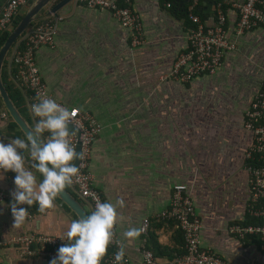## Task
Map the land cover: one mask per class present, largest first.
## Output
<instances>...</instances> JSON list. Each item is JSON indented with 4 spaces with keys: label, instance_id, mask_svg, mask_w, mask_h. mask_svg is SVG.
I'll return each instance as SVG.
<instances>
[{
    "label": "crops",
    "instance_id": "obj_1",
    "mask_svg": "<svg viewBox=\"0 0 264 264\" xmlns=\"http://www.w3.org/2000/svg\"><path fill=\"white\" fill-rule=\"evenodd\" d=\"M55 1L36 18L60 19L52 45L36 48L35 61L54 99L91 113L101 124L91 145L89 170L103 202L125 201L119 210L124 220L116 231L129 264H142L139 250L148 248L150 241L162 251L155 254L160 260L184 250L176 221L157 217L168 206L176 183L185 184L192 198L202 224V247L227 264H264L257 236L227 231L229 225L246 224L253 216L244 170L251 133L244 127V112L263 83L264 25L237 33V5L243 0H198L195 12L206 26L216 24V6L221 4L225 36L235 48L224 53L213 72L179 81L162 76L187 46L191 22L182 12L187 14L189 0H130L140 22L138 44H132L130 31L110 11L67 0L56 14L50 13ZM4 2L0 0V7ZM27 7L21 5L16 14ZM5 72L16 88L6 66ZM21 107L34 129L24 100ZM11 121L10 116H0V139L5 143L10 137L25 139ZM23 155L25 166L42 181L30 167L29 154ZM0 175V264H50L52 259L45 257L20 256L7 242L28 231L60 235L76 218L57 197L54 209L41 213L38 204L33 205L28 209L32 217L14 226L8 206L16 173ZM144 217L149 219L147 232L124 240L123 231L139 228Z\"/></svg>",
    "mask_w": 264,
    "mask_h": 264
},
{
    "label": "built area",
    "instance_id": "obj_2",
    "mask_svg": "<svg viewBox=\"0 0 264 264\" xmlns=\"http://www.w3.org/2000/svg\"><path fill=\"white\" fill-rule=\"evenodd\" d=\"M76 2L110 11L120 24L130 31L132 44L141 42L140 22L137 14L129 6L130 0H76ZM197 2L198 0H189L187 5V17L191 22L186 32L187 46L176 55L170 70L162 77L187 81L197 75L211 73L221 64L224 53L235 48V44L225 36L223 27L225 16L221 4L218 3L216 6V24L206 26L195 12ZM262 2L263 0H243L237 5V33L264 25ZM26 3L27 0H5L0 7V33L9 26L18 8ZM166 5L169 6L170 3ZM59 19V16H53L49 19L34 20L32 25H29L14 39L5 59L9 80L22 93L34 128L39 118L35 117L30 109L33 103L38 102V94L54 99L40 75L35 61V49L40 45H52ZM56 102L70 110L78 111L77 121L82 126V130L74 138V142H79L80 152L83 150L85 155L80 167L79 178L78 180L74 178L69 188L89 207L91 214L95 209L94 197H98L103 202V197L94 186L89 170L91 145L101 129V124L87 111L57 100ZM0 116L4 118L9 116L1 99ZM72 127L74 129L76 126L72 125ZM244 127L251 133V142L245 151L244 163V170L248 176L251 205L259 199H264V77L260 89L244 112ZM48 135L50 133L45 132L42 138L46 139ZM80 164L79 160L77 167ZM3 200L4 195L0 192V202ZM10 204L8 210L12 213ZM249 211L253 216L264 217V206L249 207ZM28 213L29 219L32 217V212L28 210ZM157 217L172 218L176 221L183 234L184 251L160 260L150 248L141 247L139 253L142 264H227L218 253L202 247L200 242L202 224L195 211L192 198L186 191L185 184L176 183L172 186L169 204ZM148 227L149 219L144 217L139 226L143 230L142 234L147 232ZM227 231L241 237L258 236L261 241L260 249L264 251V223L231 224ZM58 236L28 231L12 236L7 243L15 246L20 256H41L53 259L57 256L59 247L66 243ZM118 250L116 244L110 245L102 264H115L114 257ZM123 264H129V258L126 255ZM252 264L258 263L253 262Z\"/></svg>",
    "mask_w": 264,
    "mask_h": 264
},
{
    "label": "clouds",
    "instance_id": "obj_3",
    "mask_svg": "<svg viewBox=\"0 0 264 264\" xmlns=\"http://www.w3.org/2000/svg\"><path fill=\"white\" fill-rule=\"evenodd\" d=\"M37 100L30 109L39 118L34 134H28L26 140L10 139L8 143L0 139V173H16V190L11 193L13 200L10 204L16 227L26 221L28 209L33 205L38 204L41 213L55 208L57 197L73 184L74 178L78 180L85 155L83 150L77 151L74 142L82 130L77 121L78 111L70 110L47 96L38 94ZM70 124L75 125V129L70 128ZM45 132L50 133L46 139L42 138ZM24 152L29 154L30 167L41 174L42 181L38 182L34 172L25 166ZM77 160L81 161L79 167L75 163ZM0 179H3L2 175ZM94 199V211L87 218L73 219L67 231L58 236L66 243L59 247L50 264H102L112 244L119 248L115 253V264H123L125 246L123 240L117 239L116 229L124 220L119 210L125 207V201L122 198L114 203L101 202L98 197ZM142 231L129 227L122 236L124 240H135Z\"/></svg>",
    "mask_w": 264,
    "mask_h": 264
},
{
    "label": "water",
    "instance_id": "obj_4",
    "mask_svg": "<svg viewBox=\"0 0 264 264\" xmlns=\"http://www.w3.org/2000/svg\"><path fill=\"white\" fill-rule=\"evenodd\" d=\"M51 1L52 0H32L23 15L13 26V28L9 31L8 35L0 45V99L12 121L24 134L25 139L28 134H34V129L23 117V115L20 113V111L10 98L1 78V68L5 56L14 39L19 36L38 17L39 12L48 4H50ZM66 1L67 0H58L52 3V5L50 6V13L56 14L57 10L62 5H64ZM69 127L73 128L71 124L69 125ZM10 139L14 138L10 137ZM77 151L80 152L79 142L77 143ZM78 162L79 160L75 161L76 166ZM58 198L69 208L70 211H72V213L77 217V219L81 217L87 218V216H89V213L80 203L79 199L76 198L68 189L65 188V190L60 196H58Z\"/></svg>",
    "mask_w": 264,
    "mask_h": 264
},
{
    "label": "trees",
    "instance_id": "obj_5",
    "mask_svg": "<svg viewBox=\"0 0 264 264\" xmlns=\"http://www.w3.org/2000/svg\"><path fill=\"white\" fill-rule=\"evenodd\" d=\"M31 1L32 0H27V3H26V7L31 3ZM57 1V0H56ZM55 1V2H56ZM168 3V2H167ZM170 3V2H169ZM172 4H174V2L172 3ZM170 5H171V3H170ZM169 5V6H170ZM174 10H175V12L176 13H178V11H179V9L177 10V9H175L174 8ZM183 14H184V16H186L187 14H186V12H185V10H183V12H182ZM178 14H181V13H178ZM23 14L22 13H18V14H15L14 15V17H13V19H12V21H11V23L9 24V26L5 29V30H3L1 33H0V45H1V43L3 42V40L6 38V36L8 35V33H9V31L13 28V26L17 23V21L20 19V17L22 16ZM33 24V22L30 24V25H32ZM6 60H4V62H3V64H2V68H1V78H2V81H3V83H4V86L6 87V90H7V92H8V94H9V96H10V98L12 99V101H13V103L16 105V107L18 108V110L19 111H22L21 110V102H23V98L21 97V94H20V92H19V90L18 89H16V88H13L9 83H8V81L6 80V72H5V66H6V62H5ZM11 123H12V125H16L13 121H11ZM17 126V125H16ZM66 189H68L76 198H78L79 199V201H80V203H82L83 204V201H82V199L81 198H79L78 196H77V194L75 193V192H73L72 190H71V188H69V187H66ZM251 203V202H250ZM64 206L67 208V209H69L65 204H64ZM259 206H264V199H259V200H257V201H255L253 204H251L250 205V208H252V207H254V208H257V207H259ZM73 216L77 219V217L73 214ZM248 223H264V217H262V216H251L250 218H248ZM244 224V223H243ZM252 236H255L256 237V235H252ZM257 238H258V236H257ZM258 240H259V238H258ZM259 242H261L260 240H259ZM149 245H148V248H150L153 252H154V254H161L162 253V251H160V252H158V250H159V247H157L154 243H152L151 241L148 243ZM184 251V250H183ZM182 251V252H183ZM179 253H181V252H179ZM157 254V255H158Z\"/></svg>",
    "mask_w": 264,
    "mask_h": 264
},
{
    "label": "rangeland",
    "instance_id": "obj_6",
    "mask_svg": "<svg viewBox=\"0 0 264 264\" xmlns=\"http://www.w3.org/2000/svg\"><path fill=\"white\" fill-rule=\"evenodd\" d=\"M21 110H22V113H23L24 115H26L25 110H24L23 108H21ZM83 205H84V207L86 208L87 212L90 213V212H89V208L87 207V205H86V204H83Z\"/></svg>",
    "mask_w": 264,
    "mask_h": 264
}]
</instances>
